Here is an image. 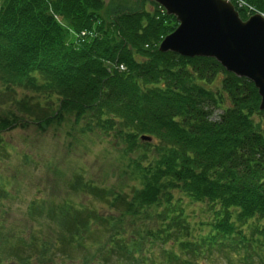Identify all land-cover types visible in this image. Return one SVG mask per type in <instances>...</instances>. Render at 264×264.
<instances>
[{
    "label": "trees",
    "instance_id": "trees-1",
    "mask_svg": "<svg viewBox=\"0 0 264 264\" xmlns=\"http://www.w3.org/2000/svg\"><path fill=\"white\" fill-rule=\"evenodd\" d=\"M141 1L135 10L106 11L104 0H0V86L39 96V109L43 95L56 100L51 115L36 114L22 101L17 111L31 115L42 131L73 115L86 122L82 133L113 137L129 163L119 177L131 182L123 195L110 184L101 189L83 181L120 213L118 220L84 205L33 200L28 225L19 228L1 215L9 214L2 203L10 194L0 183V264H100L102 247L111 244L112 253L115 240L124 242L118 225L128 216L157 228L120 245L114 254L127 264H200V257L224 252L264 264L259 92L215 59L160 53L178 23ZM246 2L264 13V0ZM12 115L1 120L0 148L1 134L23 121ZM80 183L76 178L73 186ZM44 222L57 230L46 236ZM158 246L161 257L150 248Z\"/></svg>",
    "mask_w": 264,
    "mask_h": 264
},
{
    "label": "rangeland",
    "instance_id": "rangeland-1",
    "mask_svg": "<svg viewBox=\"0 0 264 264\" xmlns=\"http://www.w3.org/2000/svg\"><path fill=\"white\" fill-rule=\"evenodd\" d=\"M137 1L104 0L106 11L111 8L119 9L121 6L135 10L139 3H135L136 8H130L127 5L134 6V2ZM152 7L150 4L144 6L148 11L152 10ZM251 10L253 14L264 16V13L253 5L249 7V11ZM32 96L30 91L9 93L4 86H0V125L1 120H13V113L17 114V119L23 120L22 124L19 122L16 127L1 134L3 143L0 148V183L7 187L10 194L2 203L3 210L9 213L1 211L3 219L14 228L28 225L27 210L30 203L36 200L39 204L46 203V206L50 203L74 208L84 205L87 212L93 208L98 209L101 216L111 215L118 220L119 212L110 210L106 203L96 197L97 194L92 195L84 187V182H93L94 186L101 189L104 185L110 184L123 191H117L118 193L121 192L123 195L129 193L130 180L119 177L124 170H127L129 163L121 158L120 147H114L117 142L113 140V137L106 138L96 133H82L86 122L82 121L78 124L73 115H66L59 121H53L42 131L37 122H33L34 118L31 115L17 111L15 103L22 101L32 106L36 114L43 111L51 115L56 108V105L53 106L56 100L49 101V96L43 95L40 100L45 105L39 106V109L36 104L39 96L35 95V99ZM150 158L153 159V155H150ZM76 178L81 179L80 189L73 186ZM198 222L197 219L191 221L192 224ZM122 224L123 226L118 225V227L124 229L122 235L124 242L115 240L111 248L112 253L107 252L111 244L102 247L100 264H127L124 257L120 259L117 254H114L118 253L120 245L125 247L131 244V241H135L138 231L144 235L147 230L155 232L157 228L154 221L146 220L141 224L138 217L131 216L124 218ZM47 226L49 223L44 222L42 228L46 236L53 230H57L53 226ZM195 233H198L197 229ZM95 245L97 246V243ZM150 248L154 250L155 256L161 257L162 246ZM212 259L208 255L200 257L198 261L200 264H246L242 260L237 261L226 252L222 255L214 254ZM232 260L235 262L232 263Z\"/></svg>",
    "mask_w": 264,
    "mask_h": 264
},
{
    "label": "water",
    "instance_id": "water-1",
    "mask_svg": "<svg viewBox=\"0 0 264 264\" xmlns=\"http://www.w3.org/2000/svg\"><path fill=\"white\" fill-rule=\"evenodd\" d=\"M176 17L178 29L161 44L163 53L217 60L229 73L252 81L264 110V18L241 20L224 0H149Z\"/></svg>",
    "mask_w": 264,
    "mask_h": 264
},
{
    "label": "bare ground",
    "instance_id": "bare-ground-1",
    "mask_svg": "<svg viewBox=\"0 0 264 264\" xmlns=\"http://www.w3.org/2000/svg\"><path fill=\"white\" fill-rule=\"evenodd\" d=\"M159 47H160V45H159ZM260 108H261V105H260ZM261 111V110H260ZM262 112H264V110L262 111ZM227 137V136H226ZM228 139V138H227Z\"/></svg>",
    "mask_w": 264,
    "mask_h": 264
}]
</instances>
